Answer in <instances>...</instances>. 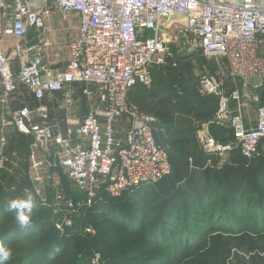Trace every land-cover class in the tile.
Returning <instances> with one entry per match:
<instances>
[{"label": "built area", "instance_id": "2783aa9c", "mask_svg": "<svg viewBox=\"0 0 264 264\" xmlns=\"http://www.w3.org/2000/svg\"><path fill=\"white\" fill-rule=\"evenodd\" d=\"M53 9L79 17L78 38L70 43L69 60L60 68L43 63L42 43H22ZM0 11L6 21L2 34L16 40L12 58L0 47V172L20 171L19 156L7 150V130L30 136L22 195L41 198L51 187V197L42 198V206L52 210L59 232L72 227L79 207L56 178L45 174L46 168L63 170L86 196L82 205L88 208L102 192L119 198L170 174L168 153L155 137L154 118L131 107L128 96L137 84H151L152 69L165 65L172 41L181 38L204 56L224 58L230 76L244 86L249 80L257 82L255 88L264 82V0H0ZM11 60L17 61L18 73ZM20 87L33 104L23 103L28 100L24 96L16 104ZM200 87L201 95L218 99L215 120L226 122L235 140L223 145L199 136L204 152L222 155L239 145L251 159L264 139V107L256 108V125L248 130L240 114L239 90L226 93L212 77H203ZM81 100L87 107L79 110ZM123 120L127 129L119 138ZM51 148L52 161L37 155L38 149ZM85 231L92 232V227Z\"/></svg>", "mask_w": 264, "mask_h": 264}, {"label": "rangeland", "instance_id": "374dc122", "mask_svg": "<svg viewBox=\"0 0 264 264\" xmlns=\"http://www.w3.org/2000/svg\"><path fill=\"white\" fill-rule=\"evenodd\" d=\"M178 20L183 22L182 19ZM64 22L65 29L59 31L54 41L48 40L46 42L47 49L52 52L57 60L67 58V45L76 35L75 22L71 18H66ZM7 37L9 38V36L1 34L0 40H8ZM48 50L47 53H49ZM170 52L161 71L173 76L177 87L183 81H191L197 85L198 92L202 94L203 91L200 87L202 78L212 77L217 82L222 83L225 92L229 90L231 85L229 81H233V78L228 72L224 58L204 56L200 49L190 46L181 38L170 43ZM13 61L11 60V64ZM60 66L62 64L56 65V68ZM23 96L28 99L24 100L23 103L33 104L30 97L23 92L22 87L19 89L17 97L19 102L16 104L21 103L20 99ZM54 103L56 104V101ZM78 106L79 110L87 107L82 100L78 102ZM250 111L253 115V111ZM212 126L226 128L230 132L232 130L225 122L218 124L215 118L209 123L202 124L197 131H193V139L199 147H202L201 141H205V137L200 141L197 134L201 133L203 128H207V135H210ZM126 129L127 122L123 120L117 130L119 138L124 137ZM7 132L11 133L8 136V148L10 146L14 149L18 143L17 138L21 136L26 143L33 142L30 136H24L12 127ZM22 139L21 143L23 144ZM231 139L230 141H235L234 138L231 137ZM217 143L219 142L217 141ZM229 143L221 144L227 145ZM29 146L30 144L27 147V156L30 153ZM235 147L240 149L239 145ZM52 150L53 148L42 152L41 149H38L37 155L40 158H46L47 161H52L54 158ZM175 153L180 155L178 152ZM229 153L230 151L220 155L221 157L217 155L219 158H216V161L219 162L220 159L223 162ZM262 153L264 154V148ZM18 156L20 160L18 173L8 174L6 170L0 172V178L5 176L2 179L4 184L6 179L11 178L14 186H16L13 190L16 194L11 200L27 198L22 195L20 187L22 184L18 186L19 183L17 182H22L25 177L24 175L28 170V158L19 154ZM208 164H213V161H208L205 165ZM215 166L218 165L215 164ZM47 170L46 168L45 174L51 179L52 177L56 178L60 186L64 188L65 194L67 193L68 197L72 196L79 207V213L75 216L72 227L65 230L74 233L76 239L63 253L64 245L59 244L60 238L56 239L59 235L54 233L52 228L46 227L45 232H43L34 227L36 222L40 223L44 219L41 208L42 198L51 197V187H47V190L44 189L43 191V197L33 198L34 206L37 205V208L33 209L29 227L21 229L16 220L10 221L5 227L0 225V245L7 248L6 245L13 235H16L17 239L14 244L15 247L10 248L12 255L7 264H175L183 251H195L199 242L205 238L217 239L230 249V260L225 263L216 260L214 264H264L262 261L264 260V250L260 251V247L264 245L260 239L261 235L264 234V194H256L254 186L250 184L249 186L240 184L232 193H229V200L222 203L223 207L220 206V202L227 191L219 193V189H217L219 185H212V187L210 185L206 189L205 182H203L204 189H201L202 184L199 181L202 179L200 178L184 189L188 195L186 202L179 199L175 202L177 204L173 203L167 209L159 194H155L156 198L151 199V203L148 205L144 200H134L133 204L130 205L125 201L108 205L104 201L101 207H92L87 211L88 218L92 221V232L88 233L81 226L79 217L84 210L82 204L86 196L74 188L60 168L49 169V174H47ZM260 176L259 181L264 180V173ZM27 183L30 185L28 180ZM1 184L0 186H2ZM215 197L217 199L214 201ZM6 206L7 210L5 211L8 212V203ZM173 207L178 209L177 212L172 211ZM163 209L165 210L163 211ZM9 212L15 214L14 211ZM195 223L197 224L193 228L192 224ZM19 229L21 232L17 233ZM41 243L45 244L47 251L35 254Z\"/></svg>", "mask_w": 264, "mask_h": 264}, {"label": "trees", "instance_id": "16d2710c", "mask_svg": "<svg viewBox=\"0 0 264 264\" xmlns=\"http://www.w3.org/2000/svg\"><path fill=\"white\" fill-rule=\"evenodd\" d=\"M164 66L152 69V82L149 86L137 84L131 90L128 96V103L131 107L154 118L155 137L168 153L171 166L170 174L154 186H145L138 190L124 193L119 198H112L105 192H102L90 208L101 207L104 201L108 205L120 201H125V203L130 205L133 204L134 200H144L148 205L151 203V199L156 198L155 194H159L162 198L161 201L167 209L173 203L177 204L175 202L179 199L186 202L185 200L188 195H186V190L184 189L188 188L199 178L202 179L199 181L202 184L201 189H204L203 182H205L206 189L210 185L211 187L212 185H219L217 188L219 189V193L227 191L226 195H221L222 201L220 202V206L222 207L224 206L222 203L229 200V193H232L240 184H246L247 186L250 184L254 186L256 194H264V180L259 181L260 175L264 173V154L262 153L264 139L259 142L256 152L251 159L245 158L238 148L231 150L223 162L220 159L219 162L216 161V158H219L217 156L212 157L205 154L193 139V133L202 124L209 123L214 119L218 108V99L213 95H201L198 92L197 85L191 81H183L177 87L173 76L161 71ZM259 104L264 107L263 90L259 94ZM211 129V135L219 143H228L231 142V137L234 138L232 130L231 133L226 128L219 126H212ZM22 138L23 136L17 138L18 143L14 149L10 148V146L8 148L7 144V150L9 152H16L17 155L19 154L22 157H27V147L31 141L26 143ZM21 139L23 140V144L21 143ZM11 141L12 139L10 143ZM175 152H178L180 155H176ZM208 161H213V164L206 166L205 164ZM215 164L218 166H215ZM4 177L0 178V182L2 183H0L2 185L0 186V225L5 227L10 221H15V214L9 211L6 212L5 210H7V203L16 194L12 190L16 186H14L11 178L6 179L7 181L4 184L2 180ZM20 182H17L19 183L18 186L24 183V178ZM61 190H64V188L61 187ZM250 191L252 192V190ZM70 197L68 198H73L72 196ZM216 197L214 201L217 199ZM35 208H37V205L34 206ZM41 208L43 209L44 219L40 223L36 222L34 227L38 231L43 232H45L46 227L52 228L54 233L59 235L56 238L57 240L60 238L59 244L64 245V253L66 248L73 244L76 235L72 232H59L56 230L52 222L55 217L52 210L42 206ZM82 208L84 210L80 213L79 217L81 226L85 230L86 227L92 225V221L88 218L87 214L90 208L85 205H82ZM177 210L175 207L172 209L174 212H177ZM72 219L74 221L75 216ZM196 224H192L193 228ZM20 232L19 229L17 233ZM260 239L261 242H264V234L261 235ZM16 241V235H13L6 245L7 248H14ZM262 250H264V245L260 247V251ZM46 251L45 244L41 243L37 247L35 254ZM230 259V249L224 243L217 239L205 238L199 242L195 251H183L175 264H214L216 260H221L225 263Z\"/></svg>", "mask_w": 264, "mask_h": 264}, {"label": "crops", "instance_id": "0c3cea01", "mask_svg": "<svg viewBox=\"0 0 264 264\" xmlns=\"http://www.w3.org/2000/svg\"><path fill=\"white\" fill-rule=\"evenodd\" d=\"M66 18H71L75 22L76 35L72 37L71 42H69L67 45V51H68L67 58L65 57L61 60H57V59H55V56H53L52 52H49V50L47 49L46 42L48 40L50 42L54 41L56 39L59 31L61 32V30L65 29L64 28V26H65L64 21L66 20ZM5 25H6V21H4V19L2 18L1 11H0V35L2 34V30H3ZM78 35H79V17H78V15L76 13H72L69 16H62V14L59 13V11H57L56 9H53L48 16L43 18L42 27H40L38 29H32L30 31V33L28 34V36L24 39V41H22V43L26 44V45L27 44L32 45V44H36V43H42L44 46L43 63L49 67L56 68V65L62 64V66H64V64L69 60V45L73 41L77 40ZM7 39L8 40H5V39L0 40V47L4 50V52L6 54L12 56V48H13L16 40L11 36H9V38L7 37ZM47 50L49 53H47ZM62 66H60V67H62ZM12 67L14 69V72L18 73L19 67L17 65V61H15V60L13 61ZM229 84H231V85L229 86L230 88L226 93H229L230 91H232L234 89H237V90H239V92L241 94L243 106L240 110V114H241L245 128L248 130L254 128V126L256 125V108L260 104H259V101L254 102L253 97L256 96L259 99V94H260V92H262V90H263V95H264L263 83L260 87L255 88V86L257 85V82L254 80H249L247 82V85L244 86V83L241 79H235V80L233 79V81H231V80L229 81ZM56 102H58V100ZM250 110L253 111V115H252ZM231 111H232V113L235 114L236 109L234 107V104L231 105ZM214 118H215V116H214ZM218 124H220V123H218ZM227 126H229V125L227 124ZM199 136L202 138H204V137L205 138L206 137L213 138L215 140V138L211 134L207 135V128H203L202 132L201 133L199 132L197 134L198 139H199ZM215 141L217 142V140H215ZM200 148L202 149V151H204L203 146ZM204 153L207 155H210L212 157L217 156V155L208 154L206 152H204Z\"/></svg>", "mask_w": 264, "mask_h": 264}, {"label": "clouds", "instance_id": "9594fccd", "mask_svg": "<svg viewBox=\"0 0 264 264\" xmlns=\"http://www.w3.org/2000/svg\"><path fill=\"white\" fill-rule=\"evenodd\" d=\"M34 209L33 197L29 193L26 199H13L8 203V210L15 212V220L21 229L31 224V216ZM11 250L0 245V264H7L11 258Z\"/></svg>", "mask_w": 264, "mask_h": 264}]
</instances>
